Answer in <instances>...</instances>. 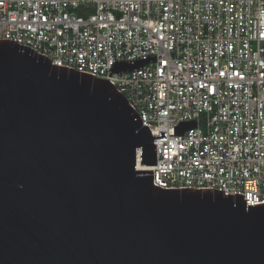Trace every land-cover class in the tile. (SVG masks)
<instances>
[{"label":"water","instance_id":"obj_1","mask_svg":"<svg viewBox=\"0 0 264 264\" xmlns=\"http://www.w3.org/2000/svg\"><path fill=\"white\" fill-rule=\"evenodd\" d=\"M154 139L110 81L0 41V264H264V204L155 186Z\"/></svg>","mask_w":264,"mask_h":264},{"label":"built area","instance_id":"obj_2","mask_svg":"<svg viewBox=\"0 0 264 264\" xmlns=\"http://www.w3.org/2000/svg\"><path fill=\"white\" fill-rule=\"evenodd\" d=\"M0 41L110 81L156 138L155 186L264 204V0H0Z\"/></svg>","mask_w":264,"mask_h":264}]
</instances>
